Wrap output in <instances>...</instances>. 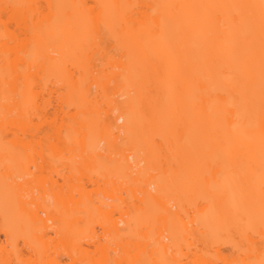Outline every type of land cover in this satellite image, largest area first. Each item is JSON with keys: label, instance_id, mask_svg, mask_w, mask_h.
<instances>
[{"label": "bare ground", "instance_id": "1", "mask_svg": "<svg viewBox=\"0 0 264 264\" xmlns=\"http://www.w3.org/2000/svg\"><path fill=\"white\" fill-rule=\"evenodd\" d=\"M50 85L64 92L61 112L75 109L51 146L64 147L57 159L114 185L107 195L115 200L118 186L135 182L128 202L119 189L123 201L97 204L83 188L52 203L38 186L44 202L35 201L30 144L8 133L41 120L36 87ZM0 220L6 242L22 238L37 253L30 264L52 263L50 230L65 248L76 239L79 248L83 239L118 245L129 235L145 248L146 239L133 264L180 263L173 251L189 238L235 251L227 258L211 248L216 259L203 249L206 263L264 264V0H0Z\"/></svg>", "mask_w": 264, "mask_h": 264}, {"label": "rangeland", "instance_id": "2", "mask_svg": "<svg viewBox=\"0 0 264 264\" xmlns=\"http://www.w3.org/2000/svg\"><path fill=\"white\" fill-rule=\"evenodd\" d=\"M7 17H9V14L8 13H3L2 14V19L4 20V21H6V22H8V25L11 27V29H14V24H13V22H11V21H8V18ZM10 23V24H9ZM11 23H12V25H11ZM107 48H109L110 49V46H108ZM111 48H114V47H112L111 46ZM116 49V48H115ZM96 50V49H95ZM94 51V50H93ZM108 50H106V55L104 56L103 54H105V53H103V54H101L100 53V55H103L104 57H106L105 59H107V58H109V56L107 57V53L108 52H111V53H113L114 52V54H115V56H113L111 53H109V54H111L113 57H117L118 56V54L120 53V51L118 50V49H116V50H111V51H108ZM115 51L117 52V53H115ZM96 51H94V53H95ZM93 53V54H94ZM96 54V53H95ZM95 54H94V56H95ZM117 54V55H116ZM97 55V54H96ZM110 55V56H111ZM99 59L100 58H103V57H98ZM114 58V59H115ZM119 58H120V56H119ZM118 58V59H119ZM104 59V58H103ZM110 59V58H109ZM109 59L108 60H106V61H108V64H110L111 65V67H110V65H109V67H107V69H108V71L111 73V71L113 72V70L111 69L112 68V64L109 62ZM114 59H112V60H114ZM116 60H117V58H116ZM95 61H96V59H95ZM106 61H104V66H105V64H107V62ZM97 62H99L100 64L99 65H101V62L100 61H97ZM97 62H96V65H97ZM103 65H102V67H103ZM106 66H108V65H106ZM105 66V67H106ZM99 68L101 67V66H98ZM104 67V68H105ZM98 68V69H99ZM101 69V68H100ZM99 69V70H100ZM106 68L104 69L105 71L107 70ZM113 69H115L114 68V66H113ZM73 70V69H72ZM104 71V72H105ZM107 71V72H108ZM103 71L101 70L100 71V74H103L102 73ZM115 72V71H114ZM108 74V73H107ZM107 74H106V76H107ZM111 74H108V76H110ZM103 76H104V74H103ZM112 76V75H111ZM112 85H113V82L111 83ZM51 86V89H50V87H49V89H47L46 91H41V90H43L44 88H42V89H40L41 87H39V88H37L36 87V90L37 89H39L40 91H38L39 92V94H40V92H42V94L41 95H37V97L38 98H36V99H38L37 101V105H40L41 104V106H40V108L38 107V109H39V111H37L36 109V111H33V113L34 112H38L37 114H39V116H42V117H40L41 118V120L39 119V117H34L33 119H35V123H36V127H35V123H32L31 125L32 126H34L36 129H34V131H35V134H34V131H33V127L30 125V126H28V128L26 127V129L25 130H32L33 131V133H32V131L30 130H28V132L26 133V135H24L25 133H23V131H25L24 129L23 130H21V132L22 133H19V134H21V136H19V134H17V132H16V134H13L11 131H9V133H8V137H10V136H12V135H14L15 137H19V141H21V137H23V136H25V138L26 139H22V141H25L26 140V142L25 143H23V144H26V143H29L30 145H29V149H26V150H23V151H26V153L27 152H29L30 153V151L29 150H31V155L29 154L28 156H30V158L31 159H29V161L28 162H30V164H28V167L30 168V170L33 172L32 173V175L31 174H29L30 175V177H32V180H33V182H31V179L29 180H27V181H29L31 184H30V187L31 188H34L35 189V192H37V193H33L32 194V196L34 197V199H35V201H37V203L39 204V198L37 199V197H35V194H36V196H40L41 197V199L45 196V197H47L46 199H49V202H52V203H58L57 201L59 200L58 198L60 197V198H62L64 201H67L69 198H68V196L71 194V193H74V194H76L75 196H77L78 195V197H76V199L77 198H79V196H81V189H83L84 188V194H83V190H82V194L84 195V196H86L85 194H87L88 193V195L92 198V200L93 199H95V201H96V203L99 201V200H101L102 201V199H104V200H106V202H108V201H110V199H109V197L111 198L113 195H112V193H110V195H109V197H108V195H107V191H109L110 189H112V187H114V185L112 186L111 184H103L102 182H104L103 181V179L102 180H99V181H101V182H99V183H94V182H92L90 179H91V177H92V175H91V177L90 176H86V172L85 171H83V172H85L84 174H82L83 172H81V174H78L80 177H81V175H82V178L80 179V177H79V179H78V175H76L77 174V172H76V174L73 172L72 173V168H70L71 169V172L70 171H68L69 169L67 168H64L65 166H63V164H61L60 163V159H61V157H59L60 156V154L58 153L59 152V150H60V152H62L61 151V148H62V150L64 149V147H60V146H62V145H60L61 143H60V140H57V138L58 137H61V136H63V134H65V132L66 131H68V130H64V129H66L65 128V126H68V125H70V124H73V119H72V115H73V113L75 112L72 108V106H70V107H72V108H70L69 106H68V110H69V108H70V110L68 111V112H71V113H67V111L65 110V113H63V112H61L62 110H64L65 108V104L62 106V108H64V109H62L61 111H60V109H58L59 107L61 108V101L59 102V100H61L58 96H60L61 94L63 95L64 94V92H62L61 91V94L58 92L59 90H58V88L56 87V85L55 86H53V88H52V85H50ZM47 87V88H48ZM56 88H57V90L58 91H56ZM60 89V88H59ZM62 89V88H61ZM64 90V89H63ZM93 92H95L94 90H93ZM38 94V93H37ZM60 94V95H59ZM61 95V96H62ZM116 97H119V96H116ZM116 97H115V99H116ZM99 98L101 99V96H99ZM114 98V97H113ZM122 98V97H121ZM120 98V99H121ZM59 99V100H58ZM100 99L98 100L99 102V104H100ZM102 100V102H103V99H101ZM104 100H105V98H104ZM122 100V99H121ZM45 101H46V104L44 105V103H45ZM106 101V100H105ZM117 101H118V99H117ZM102 102H101V104H102ZM119 102V101H118ZM100 104V105H101ZM106 104V103H105ZM60 105V106H59ZM99 105V106H100ZM46 106H47V109H46ZM106 105H104L103 107H105ZM103 107H102V109H103ZM106 107H108V105L106 106ZM45 108V109H44ZM107 109V108H106ZM109 109V108H108ZM43 112H42V111ZM46 110H48V112L46 111ZM100 110H101V108H100ZM104 112L106 111L105 109L103 110ZM102 111V112H103ZM104 112L103 113H101V116H103L104 115ZM46 113H48V114H46ZM63 113V114H62ZM36 114V113H35ZM35 114H33V115H35ZM43 114V115H42ZM46 114V116L43 118V116ZM65 114V115H64ZM67 114V115H66ZM32 115V116H33ZM36 116H38V115H36ZM38 118V119H37ZM33 119H32V121H33ZM29 127H32V128H29ZM68 128H69V126H68ZM61 129V130H60ZM61 131V132H60ZM65 131V132H64ZM61 133L62 135L61 136H57V134L58 133ZM30 133H32L33 134V136L32 135H30L29 136V134ZM57 133V134H56ZM22 134H23V136H22ZM35 135V136H34ZM55 135L57 136V138L55 137ZM32 136V137H31ZM65 136V135H64ZM13 137V136H12ZM11 137V138H12ZM54 137H55V140H54ZM11 138H9V140L11 139ZM14 138V137H13ZM12 138V139H13ZM11 139V140H12ZM16 140H18V139H16ZM19 141H17V142H19ZM29 141V142H28ZM56 141H59V145H57V147L59 146V150H58V148L56 147V149H55V147L53 148V149H55V150H57V151H55L56 152V154H55V156L53 155V152H54V150L52 149V147L54 146V144L55 143H57ZM22 143V142H21ZM22 144V145H23ZM58 144V143H57ZM22 145H19V146H21V147H19V150H21L22 149V147H24V148H26V145H24V146H22ZM53 145V146H52ZM52 146V147H51ZM28 147V146H27ZM52 150H51V149ZM53 151V152H52ZM67 151V150H66ZM65 150H64V152H66ZM24 153V152H23ZM23 153H21V155L23 154ZM25 154V153H24ZM28 154V153H27ZM26 154V155H27ZM66 154L69 156V153H68V151L66 152ZM26 155L24 156V157H26ZM56 155H57V157H56ZM62 155H64L63 153H62ZM66 155V156H67ZM53 156L55 157V159L53 158ZM65 156V155H64ZM57 158H60V159H57ZM67 159H68V157H66ZM27 160V159H26ZM25 160V161H26ZM62 160H64V157L62 158ZM23 162V161H22ZM27 162V163H28ZM66 163V162H65ZM22 164H24V162L22 163ZM27 165H26V163H25V165H23V167L24 168H26V169H28V167H26ZM27 172H30V171H28V170H26ZM73 171H76V170H73ZM73 175L75 176V177H77V178H75V177H73ZM88 175V174H87ZM72 176V177H71ZM25 177H29L28 175L26 176L25 175ZM90 177V178H89ZM26 178V179H27ZM93 179H95V176L94 177H92ZM19 179H23L22 177L21 178H19ZM19 179H17V181H22V180H19ZM27 181H24L23 180V182H21V183H24V182H26L25 184L27 185L28 183H27ZM120 181H122V180H120ZM120 181L118 180V184L120 183ZM105 183V182H104ZM109 183H110V181H109ZM112 183V182H111ZM116 183V185L118 186V184ZM125 183V182H124ZM123 182H122V184H121V186L123 187V184H124ZM129 183H134V187H132L133 189H135V187L138 185V184H136L135 185V182H129ZM113 184V183H112ZM126 184V183H125ZM34 187H33V186ZM109 185H111V186H109ZM129 184H127V185H124L125 187L126 186H128ZM28 186V185H27ZM37 186H38V189H40V192H43L42 190L44 189V190H46V193L44 192V193H42L43 195H38V189H37ZM117 186H116V189L115 190H112V191H116L118 188L120 189V186H118V188H117ZM133 186V185H132ZM39 187H41V188H39ZM121 187V188H122ZM24 188V187H23ZM28 188H29V186H28ZM27 188V189H28ZM31 188H29L31 191L33 190V189H31ZM43 188V189H42ZM124 188V187H123ZM126 188H129V194L131 195L132 194V192L130 191V190H133V189H130L131 188V185H130V187L128 186V187H126ZM126 188H125V190H126ZM138 188V187H137ZM26 189V188H25ZM29 189L27 190V192H28V194H27V192H24V194L26 195V197L28 196V195H30L29 194ZM109 189V190H108ZM119 189H118V192H117V194H119V197H117V194H115L114 196H116L115 198H116V200L115 199H112L111 201H113V202H117L119 199H121V194H120V192L122 193V198H123V196L125 197L124 199L126 200L127 199V192H125V190H122V189H120V190H122V191H120L119 192ZM80 190V191H79ZM128 190V189H127ZM34 191V190H33ZM134 191H137V190H134ZM71 192V193H70ZM77 192H78V194H77ZM139 192V191H138ZM138 192L136 193V194H138ZM32 193V192H31ZM70 193V194H69ZM134 194H135V192H134ZM73 195V194H72ZM104 195H106L108 198H106V197H104ZM112 195V196H111ZM88 196V197H89ZM131 196H133V194L131 195ZM138 196H140V194H138ZM29 198V197H28ZM55 198L57 199L56 201H55ZM133 198V197H132ZM40 199V200H41ZM124 199H121L122 201L124 200ZM45 200V199H44ZM61 200V199H60ZM62 200V201H63ZM115 200V201H114ZM131 200H134V199H131ZM42 201H43V199H42ZM48 201V200H47ZM62 201H61V204H63L62 203ZM94 201V202H95ZM110 201V202H111ZM127 202H128V200H126ZM44 202V201H43ZM60 202V201H59ZM112 202V203H113ZM119 202H120V200H119ZM125 202V201H124ZM36 203V202H35ZM47 203V202H46ZM52 203H47V205L48 204H51L50 206H52ZM102 203V202H101ZM109 203V202H108ZM59 204V203H58ZM98 204V203H97ZM99 204H100V201H99ZM40 205H43L42 204V202H41V204ZM55 205V204H54ZM57 205V204H56ZM59 206V205H58ZM53 207V206H52ZM40 214L42 215V212H40ZM44 215V214H43ZM50 222V221H49ZM51 223V222H50ZM49 223V224H50ZM97 225V224H96ZM97 227V226H96ZM95 227V228H96ZM2 228V221L0 220V229ZM102 229H100V226H98L97 228H96V233H99V234H101L102 236H103V233H101L102 231H101ZM142 232H144L143 230H142ZM100 235V236H101ZM129 236H131V235H129ZM129 236H127V237H125L124 239L125 240H123V243L121 242L120 244H118L119 242L117 241V244L118 245H116L114 242H112L111 240L109 241H106V240H102V239H104V237L105 236H103V238L101 237V240H102V242L101 243H99L100 241H98V243H95L94 242V240H96V239H94L93 240V242L95 243V244H93L91 241H89V240H87L88 242H89V244H88V242H86L85 240L86 239H83L84 240V242L81 244L80 242H81V240H80V245H82V247L81 248H79V247H77V246H75V245H78L77 244V242H78V240L76 239V241L77 242H74L73 240H71V241H65V243H66V245H67V247L65 248V245H63V244H61L60 243V236L58 237L57 235H56V233H54V232H52L51 230H50V232L49 233H47V236H45L46 238H45V240L46 239H48V241H49V244H48V248H49V250H48V253L50 254V256L49 255H47L46 256V258L47 259H50L51 261H52V263L51 264H89L90 263V260H91V262H93L94 260V262H96V261H98V263L101 261V263L104 261V262H106V259L108 260L107 261V264L108 263H110V264H124L126 261L125 260H127V262H126V264H133V262H135L136 263V261H137V259H139V257H137V255H138V253L140 254V252L143 254V253H145L146 254V250L145 251H141L142 250V245L140 246V247H138L137 246V240L139 241V242H141V239L143 238H141V236L140 235H137V236H139V237H137V238H135L136 236H134V239H133V241L134 242H136V243H132V240H130V237ZM99 237V236H98ZM129 237V238H128ZM106 239H108L107 237H105ZM110 238V237H109ZM126 238H127V240H126ZM139 238V239H138ZM22 239V238H21ZM21 239H19L18 238V241H17V247L16 246H13V245H11L9 242H6L5 241V235L2 233V231H0V264H30L31 262H33L34 260H35V258H38L39 256H37L36 254L37 253H33V251L34 250H31L30 248H28V247H25V245H24V241H22ZM98 239V238H97ZM99 239H100V237H99ZM98 239V240H99ZM135 239H137V240H135ZM144 239V238H143ZM142 239V241H144L145 240V243L144 244H146L145 246V248H147V244H148V242L146 241V239H144L143 240ZM115 240V239H114ZM131 241L130 242V244L128 243L127 244V241ZM64 241V240H63ZM62 241V242H63ZM116 241V240H115ZM121 241V240H120ZM128 241V242H129ZM148 241H150L151 242V239L150 240H148ZM189 241V242H188ZM191 241V242H190ZM194 241H196V240H194V239H191V238H189V240H187L186 242H183V244H181L180 246H179V248L180 247H187V248H183L182 250L181 249H179L178 248V246L176 247V251L174 250L173 252H175V253H178V254H175V255H173L174 257H176V255L178 256V257H180L179 258V260H180V263L178 262L177 264H183V263H185V264H209V263H206L207 261V256H206V253H211V254H207L208 256H213V257H215L216 259H217V257H219L220 258V255L218 256V252H219V250H217V247L220 249L221 247L220 246H217L216 247V245H213V246H215V247H209V246H207V248H209L208 250H206L207 248H206V245H203V246H205V248L203 247V249H205L206 251H208V252H206V251H203V249H202V243H200V241H197V242H194ZM68 242V243H67ZM86 242V243H85ZM97 242V241H96ZM108 242H109V244H108ZM147 242V243H146ZM74 243V244H73ZM92 243V244H91ZM134 244V245H133ZM141 244H143V242H141ZM143 244V245H144ZM186 244V245H185ZM193 244V245H192ZM197 244L199 245V247L197 246ZM139 245V244H138ZM185 245V246H184ZM189 245H191V246H189ZM196 247H195V246ZM201 245V246H200ZM220 245H222V244H220ZM229 244L227 243L226 244V246H228ZM224 246V245H223ZM149 247V246H148ZM229 247V246H228ZM74 248V249H73ZM79 248V249H78ZM144 248V247H143ZM144 248V249H145ZM213 249V250H217L218 252L216 253L215 251H212V250H210V249ZM224 248V249H223ZM64 249H68L67 251L66 250H64ZM137 249H139V250H137ZM178 249L179 250H181L182 251V254H181V252L179 251L178 252ZM189 249V250H188ZM222 249V251H220V252H222V256L224 255V254H226V255H224L225 257L227 256V258L228 257H230L229 255H228V253H229V251H231V248L229 247V249L230 250H228L226 247H222L221 248ZM150 250V249H149ZM148 251V250H147ZM232 251H233V249H232ZM219 252V253H220ZM67 253H69V254H67ZM137 253V254H136ZM201 253H202V256H201ZM233 253L235 254V251H233ZM232 253V254H233ZM148 254H149V251H148ZM170 254H171V251H170ZM173 254V253H172ZM181 254V255H180ZM230 254V253H229ZM232 254H230L231 256H232ZM233 254V255H234ZM39 255V254H38ZM70 255V256H69ZM37 256V257H36ZM107 256V257H106ZM132 256V257H131ZM134 256V257H133ZM143 256V255H142ZM204 256H206V259H205V257ZM223 256V257H224ZM110 257H113L112 259L110 258ZM131 257V258H130ZM135 257H137V259L135 258ZM141 257V256H140ZM178 257H176L177 259H178ZM222 257V258H223ZM233 257V256H232ZM45 258V259H46ZM117 259V261H116V259ZM133 258V259H132ZM201 258H203L204 259V261H206V262H204L203 261V259H201ZM208 258H211V260H213L212 259V257H208ZM46 259V260H47ZM111 259V260H110ZM115 259V260H114ZM121 259L123 260L122 262H121ZM132 259V261L133 262H130V260ZM135 259V260H134ZM168 259H170V258H168ZM172 259V258H171ZM177 259H175L176 261H177ZM216 259L215 260H213L214 262H216ZM103 260V261H102ZM210 260V259H209ZM219 260H221V259H219ZM219 260H217L218 261V263L220 262ZM89 261V262H88ZM112 263H111V262ZM114 261H116V262H114ZM182 261V262H181ZM223 261V259L221 260V262ZM28 262V263H27ZM30 262V263H29ZM118 262V263H117ZM134 263V264H135ZM176 263V262H175ZM175 263H173V264H175ZM217 263V264H218ZM90 264H92V263H90ZM93 264H95V263H93ZM103 264V263H102ZM219 264H221V263H219Z\"/></svg>", "mask_w": 264, "mask_h": 264}]
</instances>
